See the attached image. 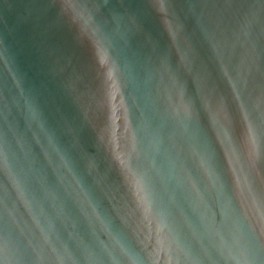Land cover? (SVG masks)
<instances>
[{"label": "water", "instance_id": "water-1", "mask_svg": "<svg viewBox=\"0 0 264 264\" xmlns=\"http://www.w3.org/2000/svg\"><path fill=\"white\" fill-rule=\"evenodd\" d=\"M0 264H264V0H0Z\"/></svg>", "mask_w": 264, "mask_h": 264}]
</instances>
